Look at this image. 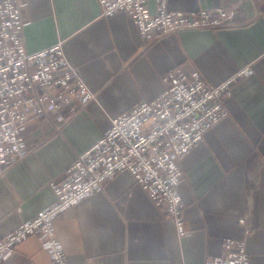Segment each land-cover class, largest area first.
Masks as SVG:
<instances>
[{
  "label": "crops",
  "instance_id": "crops-1",
  "mask_svg": "<svg viewBox=\"0 0 264 264\" xmlns=\"http://www.w3.org/2000/svg\"><path fill=\"white\" fill-rule=\"evenodd\" d=\"M173 11L224 8L236 25L184 31L145 48L132 18L102 17L98 0H19L24 46L36 53L63 43L78 79L95 94L70 117L56 114L23 129L26 156L0 177V240L55 201L50 183L141 101L157 98L163 77L182 68L221 85L246 68L226 101L231 114L182 159L184 235L130 173L61 215L56 233L69 264H205L226 239L245 241L249 264H264V0H149ZM39 236L5 264H52Z\"/></svg>",
  "mask_w": 264,
  "mask_h": 264
},
{
  "label": "built area",
  "instance_id": "built-area-1",
  "mask_svg": "<svg viewBox=\"0 0 264 264\" xmlns=\"http://www.w3.org/2000/svg\"><path fill=\"white\" fill-rule=\"evenodd\" d=\"M98 1L103 18L125 14L133 19L145 48L184 31L236 25L235 12L224 8L182 12L160 1L157 13L151 14L149 0ZM23 19L19 0H0V177L26 156L23 129L28 123L53 114L70 117L79 109L78 102L95 98L65 58L63 43L36 53L26 50ZM250 73L246 68L221 85H213L199 71L170 70L163 77L162 94L114 118L109 131L78 155L61 179L50 183L53 204L0 240V264L34 235L42 239L52 264H69L56 233L57 219L125 172L183 236L182 159L231 115L226 101L235 84ZM222 248L220 256L208 257L205 264L251 262L245 241L226 239Z\"/></svg>",
  "mask_w": 264,
  "mask_h": 264
}]
</instances>
